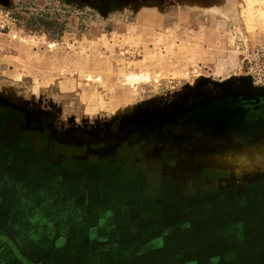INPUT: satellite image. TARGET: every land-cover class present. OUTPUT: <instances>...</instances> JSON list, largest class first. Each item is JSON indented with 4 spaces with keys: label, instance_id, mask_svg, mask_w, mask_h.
I'll use <instances>...</instances> for the list:
<instances>
[{
    "label": "rangeland",
    "instance_id": "rangeland-1",
    "mask_svg": "<svg viewBox=\"0 0 264 264\" xmlns=\"http://www.w3.org/2000/svg\"><path fill=\"white\" fill-rule=\"evenodd\" d=\"M238 96H264V0H0V107L46 132L58 158L96 160L105 180L139 160L153 204L168 172L258 184L221 210L218 190L161 196L168 212L215 207L140 262L264 264V120L223 108ZM114 178L112 191L135 185Z\"/></svg>",
    "mask_w": 264,
    "mask_h": 264
},
{
    "label": "flooded vegetation",
    "instance_id": "flooded-vegetation-1",
    "mask_svg": "<svg viewBox=\"0 0 264 264\" xmlns=\"http://www.w3.org/2000/svg\"><path fill=\"white\" fill-rule=\"evenodd\" d=\"M222 101L223 108H226L225 105H227L235 109H241L247 118L250 116L255 121L264 120V96L262 98L255 96L250 99H242L241 96L233 97L232 103L229 99ZM55 150V143L50 141L46 132L37 127L26 126L23 114L9 108L1 109L0 107L1 162L6 163L8 159L10 162L18 161L16 168L18 172L24 175L23 179L20 180L22 182L20 184L27 187L26 192L30 196L47 190L50 203L54 207L59 206L62 200L65 201L63 203L65 207L61 206L62 208L59 210H54L56 215H60L59 212L61 211L67 212V209L74 203L75 209H78L74 212L75 217H77L75 219L81 226L107 224L108 254L113 246L120 247L119 249L124 251L115 253L113 250L110 254L113 258L108 261V264H145L136 258L146 256L151 252L154 253L152 259L155 260V252L156 250L161 252L166 244V237L186 231L191 227V217L207 216V214L201 213L210 212L215 205H219L221 210L222 203H225L226 200L230 201L235 191H251L258 188V184L245 183L240 186L238 180H234L227 185L210 188L208 184L203 183L208 179L202 174L200 178L194 179L192 174L168 172L164 174L172 177L164 181L167 185L160 189L159 194L155 193L158 198H155L153 204L151 195L158 187L155 186V189L153 187L150 191H145L144 184L148 182L145 181L148 180V177L144 174L138 175L140 174V168L143 166V163L138 164L139 160L136 162L137 164L127 163L122 166L119 162L116 165L114 164V167H108L111 171L118 173L116 179L125 178L122 177L125 172L126 175H129V166L134 168L133 172L136 171L137 173L136 175L126 176L124 179L127 183L135 181L132 190L124 189L117 192L108 189V181L114 177L108 178L107 174V179L102 178L104 179L102 180L98 174L91 176V171H99L101 167L97 166H101V163L93 159L87 161L69 158L60 159L56 156ZM112 161V158L108 157L110 166L113 164ZM160 163V161H156L154 165L160 166ZM81 167L83 171H85L84 167H87V171H89V173H86L89 176L87 183L82 182L80 179L81 174H83ZM117 167H121V169ZM115 178L114 180H116ZM190 187L192 189L197 187L205 191L218 190L221 199L215 205L206 204L203 206L202 201L195 200L192 206L188 205L182 210L173 209L169 212L165 210L163 204L167 198L162 200L161 196L170 195L172 191L178 188H183L186 192ZM127 193H131V195H127ZM127 196L130 199L123 202L126 203L125 205L118 204L120 200L118 198H127ZM184 199V197H177L176 200L178 202ZM64 216L70 220L73 219L72 211L70 215L66 214ZM123 237L130 240L131 243L128 247L124 246L127 241ZM94 245L95 243L92 242L93 248ZM110 247L112 248L109 250ZM202 261V258H197L196 260H186V263L182 262L181 264H204ZM208 262L207 264H220L221 259L220 257H212ZM157 263L174 264L170 259L162 256H158Z\"/></svg>",
    "mask_w": 264,
    "mask_h": 264
},
{
    "label": "crops",
    "instance_id": "crops-1",
    "mask_svg": "<svg viewBox=\"0 0 264 264\" xmlns=\"http://www.w3.org/2000/svg\"><path fill=\"white\" fill-rule=\"evenodd\" d=\"M16 164L0 158V264H108L107 224L81 226L74 203L56 215L65 201L54 207L47 190L30 196Z\"/></svg>",
    "mask_w": 264,
    "mask_h": 264
}]
</instances>
